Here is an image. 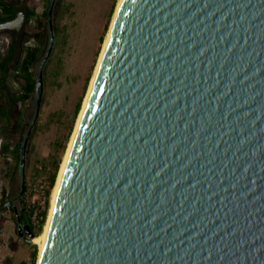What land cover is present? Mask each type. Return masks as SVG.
I'll return each instance as SVG.
<instances>
[{"label": "water", "instance_id": "1", "mask_svg": "<svg viewBox=\"0 0 264 264\" xmlns=\"http://www.w3.org/2000/svg\"><path fill=\"white\" fill-rule=\"evenodd\" d=\"M59 182L38 264H264V0H121Z\"/></svg>", "mask_w": 264, "mask_h": 264}, {"label": "rangeland", "instance_id": "2", "mask_svg": "<svg viewBox=\"0 0 264 264\" xmlns=\"http://www.w3.org/2000/svg\"><path fill=\"white\" fill-rule=\"evenodd\" d=\"M117 1L55 0L54 2L51 17L54 43L43 67V96L39 113L29 132L26 144L24 174L27 190L21 195L20 200L15 202L21 221L26 214L24 208L29 193L40 184L48 185V176L52 172L53 162L59 156H61V163L63 161L79 115L78 113L73 119V111L79 100L82 107ZM48 4L49 0L37 2V14L47 12ZM46 17L44 31L38 30L36 19L32 17L30 21L32 33H24L22 38V49L24 46L42 47L40 58L35 66L36 73L49 44L50 32ZM5 33L0 35V42L4 48L3 52L0 50V56L5 55L8 47L5 40L8 37ZM17 63L10 65L9 62L11 68L9 74L15 72L13 68ZM7 85L10 92L19 94L21 85L17 80L8 76ZM15 107L16 112L20 109L24 112L22 118H17L23 119L24 127L21 131L18 151L0 154V199L1 197L12 198L20 192L19 148L34 116L35 97L33 96L27 105L17 104ZM71 126L72 132L66 144V150L63 151L61 144ZM5 129L4 121H0V143L5 141L3 139ZM13 217V210L4 215L5 221L0 231L3 233L1 238L4 241H14L18 245H10L9 249L0 247V264H4L5 254H9L11 264H37L38 246L36 258L33 260L32 252L35 243L29 240L18 241L16 221Z\"/></svg>", "mask_w": 264, "mask_h": 264}, {"label": "trees", "instance_id": "3", "mask_svg": "<svg viewBox=\"0 0 264 264\" xmlns=\"http://www.w3.org/2000/svg\"><path fill=\"white\" fill-rule=\"evenodd\" d=\"M44 0H28L26 3L27 7V21L25 23V31L24 33H32V27L30 25V21L32 17L36 19V27L40 31H44L45 29V17L47 12L43 14H37L36 7L37 2ZM13 7L7 5L4 2H0V22L10 20L14 16ZM47 20V17H46ZM48 22V21H47ZM23 33V37L24 34ZM8 39L10 43L8 44L7 51L4 56H0V121H4L5 131L3 134V139L5 140L3 143H0V154L5 152L16 153L19 146V141L21 138V131L24 127L23 119H17L23 117V110H17L16 105H27L31 98L35 97V80L37 73L35 72V66L40 58L42 47L40 46H24L22 49V55L17 65L13 68L15 72L13 74H9L10 67L9 62L12 58L13 52V41L9 34ZM11 76L13 79L17 80L21 85V90L18 92L19 94H14L9 91L7 85V77ZM8 92V94H6ZM81 108L80 100L76 103L75 109L73 111V119H75L79 113ZM72 132V126L69 127L67 131V135L65 140L62 142V150H66V144L68 142L69 136ZM61 163V156L57 157V159L53 162L52 172L48 176V188L46 190V205L43 210V215L38 225L33 226L29 221V216L24 214L23 224H28L30 227V231L34 236L39 235L43 231V227L47 220V215L50 208V199L52 189L55 184L56 175L59 170ZM27 187H25V191ZM34 250L32 252V259L34 260L37 255V245L33 244Z\"/></svg>", "mask_w": 264, "mask_h": 264}, {"label": "bare ground", "instance_id": "4", "mask_svg": "<svg viewBox=\"0 0 264 264\" xmlns=\"http://www.w3.org/2000/svg\"><path fill=\"white\" fill-rule=\"evenodd\" d=\"M120 2H121V0L117 1L116 8H115V11H114V13L112 15V19H111V22H110V26H109V28H108V30L106 32V35L104 37L105 39L103 41V45H102L101 51L99 52V55H98L99 56L98 57V61H97V64L95 66V69H94V72H93V75H92V78H91V81H90V84H89V88L87 89V93H86V95L84 97V100H83V103H82V107H81V110H80L79 115L77 117V120H76V123H75V127H74L73 133L71 135L70 141L68 143V147H67L66 153L64 155L63 161L61 163V167H60L59 172L57 174L56 182H55L52 194H51L50 208H49V212H48V215H47L46 223H45V225L43 227V231L39 235L35 236L32 239V241L38 246V259H37L38 261H39L41 255H42V253H43V246H44V241H45L47 230H48L50 216H51L53 204H54V201L56 199L58 188H59V184H60L59 179H60V176H61V174H62V172L64 171V168H65V160H66V157H67V155H68V153H69V151L71 149V146H72V143H73V140H74V137H75L76 130L78 129V126H79V123H80V120H81V115H82V112L84 110L86 101L88 99V95H89V91H90L91 85H92L93 81L95 80L97 72L99 70V60L102 57V55L104 54L107 42H108V40L110 38L111 25H112L115 17L117 16V12H118V8H119V5H120ZM38 261H37V264H38Z\"/></svg>", "mask_w": 264, "mask_h": 264}, {"label": "flooded vegetation", "instance_id": "5", "mask_svg": "<svg viewBox=\"0 0 264 264\" xmlns=\"http://www.w3.org/2000/svg\"><path fill=\"white\" fill-rule=\"evenodd\" d=\"M19 1H21V0H0V2H4L7 5L13 7V9H14V4L19 2ZM22 1L25 3V6H26V3H27L28 0H22ZM14 13H15V10H14ZM6 33L9 34L11 36V38H12L11 32L6 31ZM2 34H4V32L0 33V35H2ZM7 37H8V35H7ZM5 40H6V43H7V46H8V44L10 43V40L8 38L5 39ZM12 41H13V39H12ZM20 198H21V196H19V193H17L12 198H7V197L2 198L1 197V199H0V231H2L3 222L5 221L4 220V215H6V212H10L11 210H13V212H14V217L13 218L16 221V233H17V236H18V241H25V240H28L26 238L27 236H26L25 233H23L22 229H19V226H18L17 220H16L17 216L20 218V214H19V211H17L15 202L20 200ZM22 223H23V221H22ZM20 233H23V236ZM2 234L3 233L0 232V247H1V249H9L10 245H13V246L18 245L14 241H12V242H10L9 240H5L4 241L1 238ZM4 264H11V259H10L9 254H5V256H4Z\"/></svg>", "mask_w": 264, "mask_h": 264}, {"label": "built area", "instance_id": "6", "mask_svg": "<svg viewBox=\"0 0 264 264\" xmlns=\"http://www.w3.org/2000/svg\"><path fill=\"white\" fill-rule=\"evenodd\" d=\"M1 51H4L2 44L0 42ZM48 188L47 184H40L37 188L35 187L33 191L29 193V196L25 201L24 211L29 216V221L33 226L38 225L42 218L43 210L46 205V190Z\"/></svg>", "mask_w": 264, "mask_h": 264}]
</instances>
